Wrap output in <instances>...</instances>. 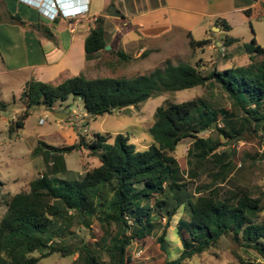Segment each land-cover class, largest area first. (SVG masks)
Listing matches in <instances>:
<instances>
[{"label":"trees","instance_id":"trees-1","mask_svg":"<svg viewBox=\"0 0 264 264\" xmlns=\"http://www.w3.org/2000/svg\"><path fill=\"white\" fill-rule=\"evenodd\" d=\"M12 17L21 21L20 15ZM95 23L85 39L88 58L107 51L110 43L104 17H97ZM230 28L225 25V30ZM189 38L192 50H204L212 43L208 37L195 39L189 34ZM222 46L226 60L240 54L247 55L248 62L220 68L203 59L166 61L134 77L79 74L59 83L30 80L21 94L25 108L17 127L24 126L32 107L53 110L71 97L81 99L89 115L98 116L138 108L166 92L212 85L227 96L230 105L217 106L204 97L159 105L150 127L152 141L143 149L122 133L95 132L90 139L81 135L78 142L60 146L39 140L34 154L43 157L45 171L30 180L27 188L4 195L0 264H37L54 253L70 256L75 252L84 264H133L132 243L144 245L156 228L155 219L165 217L168 223L180 210L186 212L177 225L182 248L176 257H169L166 233L161 234L160 247L167 251L163 264H192L194 256L217 246L224 237L262 258L236 253L238 261L226 264H264V199L241 183L225 188L224 183L233 181L235 165L223 161L228 148L245 139L246 132L259 134L264 142V46L256 38L243 42L231 35L222 40ZM109 51L122 60L130 59L121 49ZM7 105L0 101L1 108ZM238 110L243 116H236ZM207 130L218 137L200 135ZM186 138L194 139L188 155L195 167L219 162L220 170L211 172V182L197 191L189 189L174 155ZM83 148L99 163L77 177L67 167L64 154ZM92 223L101 229L98 240L86 242L82 237L72 245L79 224L89 227Z\"/></svg>","mask_w":264,"mask_h":264},{"label":"rangeland","instance_id":"rangeland-1","mask_svg":"<svg viewBox=\"0 0 264 264\" xmlns=\"http://www.w3.org/2000/svg\"><path fill=\"white\" fill-rule=\"evenodd\" d=\"M106 26L109 29L115 27L113 23ZM127 34L129 39L137 37L134 30L127 31ZM259 38L264 46V34L259 35ZM112 47L113 50L117 48L116 46ZM126 48L130 59L122 60L116 53L107 49L92 61V67L85 73L86 76L120 77L125 75L134 77L138 74L147 73L157 66H164L166 61L174 64L180 61L195 63L197 60L203 59L209 62L212 61L218 64L220 68H224L233 62L244 64L249 60L247 55L240 54H236L229 61L226 60L223 57L225 50L222 41L220 45H211L206 47L205 50H192L189 45L176 42L173 47H167V55L164 54L165 52L158 53L155 48L145 54L139 52L134 44H126ZM3 65L0 56V69L4 68ZM12 78H15L14 74H0V101L8 103L5 108L0 107V219L6 210L4 195L27 188L30 180L45 171L46 166L43 157L34 154L39 140H43L50 145L60 146L78 142L81 135H85L90 139L95 132L111 133L112 135L122 133L128 136L130 141L135 143L139 149H143L152 141L150 127L154 122V113L159 105H163L167 101L182 102L198 97H204L217 106L226 107L230 105L227 96L212 85H200L176 92H166L149 98L138 108L131 106L98 116L87 114L82 100L71 97L68 101L57 104L53 110L32 107L24 126L17 127L16 120L25 107L21 99L22 93H20L22 87H19V82L16 79L13 81ZM59 81L58 79L55 83ZM56 112L66 113L67 115L61 118L56 115ZM236 114L237 117H241L244 113L238 110ZM220 123L223 124V122ZM227 128L230 129L229 126ZM245 134L246 138L234 142L223 158V161H230L235 165L232 173L233 181L224 183V187L227 189L233 188V184L241 183L246 185L255 197L258 196L264 199V142L260 140L257 133L246 132ZM200 135L203 137L210 136L214 139L218 137L216 133L208 130ZM193 140V138H186L181 141L174 155L179 162L183 176L189 184V189L197 191V187L200 185L210 183L211 172L220 170V168L218 160L212 161L208 168L195 167L196 164L193 159V164L191 163L188 152ZM64 155L67 167L77 177H82L88 167L99 163L97 157L92 156L84 148L73 150ZM193 168V172H196L194 176L191 175ZM185 213V211L180 210L168 223H166L165 217L155 219L156 228L153 234L146 239L145 244L141 245L134 241L129 247L133 264H163L167 257V251L160 247L158 238L164 232L166 233V239H168L169 257H176L182 248V242L177 233V225L180 217ZM262 217L264 218V212ZM78 233V237L72 240V245L78 244L79 238L82 237L86 242L97 241L101 229L96 223H92L89 227L79 224ZM236 253L245 258H259L262 260L254 251L244 250L243 247L232 242L229 237H224L217 246L201 255L194 256L190 262L192 264L237 262ZM35 255L38 256L39 253L36 252ZM78 257V252L70 256L54 253L41 258L37 264H84L83 260Z\"/></svg>","mask_w":264,"mask_h":264},{"label":"crops","instance_id":"crops-1","mask_svg":"<svg viewBox=\"0 0 264 264\" xmlns=\"http://www.w3.org/2000/svg\"><path fill=\"white\" fill-rule=\"evenodd\" d=\"M69 2L80 5L85 0ZM12 15H20L21 21ZM99 16L105 25L115 26H106L109 44L127 53L126 44H134L139 52L155 48L167 55V47L176 42L189 45V34L211 38L209 46L220 45L227 35L243 42L256 38L261 44L259 35L264 34V0H90L86 13L55 19L26 1L0 0V74H14L20 93L33 79L55 83L86 76L102 54L88 58L85 50V39ZM129 30L137 37L129 39Z\"/></svg>","mask_w":264,"mask_h":264},{"label":"built area","instance_id":"built-area-1","mask_svg":"<svg viewBox=\"0 0 264 264\" xmlns=\"http://www.w3.org/2000/svg\"><path fill=\"white\" fill-rule=\"evenodd\" d=\"M31 5L37 6L43 13L51 19L62 15L66 17H77L86 13L89 9L90 0H85V3L80 5H71L69 1L63 0H23ZM74 2V0H73Z\"/></svg>","mask_w":264,"mask_h":264},{"label":"water","instance_id":"water-1","mask_svg":"<svg viewBox=\"0 0 264 264\" xmlns=\"http://www.w3.org/2000/svg\"><path fill=\"white\" fill-rule=\"evenodd\" d=\"M105 48L106 49H110L111 48V45L108 44V45H106ZM56 115L59 116V117H61V118H64V117H66L67 114L66 113H57L56 112Z\"/></svg>","mask_w":264,"mask_h":264}]
</instances>
